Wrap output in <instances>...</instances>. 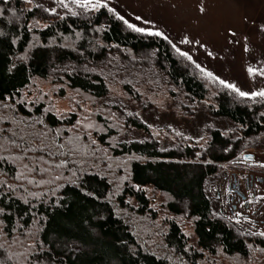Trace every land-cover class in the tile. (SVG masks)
<instances>
[{
    "label": "trees",
    "instance_id": "trees-1",
    "mask_svg": "<svg viewBox=\"0 0 264 264\" xmlns=\"http://www.w3.org/2000/svg\"><path fill=\"white\" fill-rule=\"evenodd\" d=\"M63 3L70 10L57 15L39 5L28 9L24 0H0V144L18 155L17 161L0 155V240L34 234L31 264H223L222 257L264 264L263 231L225 212L218 198L227 168L246 166L244 151L260 146L264 97H241L218 83L212 93L189 57L164 37L134 31L106 7ZM34 21L44 27L32 28ZM35 79H54L104 101L107 118H96L105 132L78 134L79 115L60 119L44 104H28L24 93ZM110 85L134 104L149 89L163 90L187 116L202 109L234 128L208 126L198 140L176 133L164 147L140 116L115 100ZM116 121L146 137L118 140ZM21 133L26 141L18 146ZM30 157L43 166L29 167ZM125 159L132 160L126 179L115 186L104 166ZM148 188L168 197L172 216L192 221L194 243L175 218L166 221L160 245L145 243L135 220L155 217ZM4 253L0 248V260Z\"/></svg>",
    "mask_w": 264,
    "mask_h": 264
},
{
    "label": "rangeland",
    "instance_id": "rangeland-1",
    "mask_svg": "<svg viewBox=\"0 0 264 264\" xmlns=\"http://www.w3.org/2000/svg\"><path fill=\"white\" fill-rule=\"evenodd\" d=\"M69 1L75 3L74 0ZM24 2L28 9L39 5L57 15H61L69 9L64 3H61V0H30V2L24 0ZM101 4L107 5L106 8L111 9L116 13V16L123 17L128 23L143 28L144 32L162 33L161 36L167 37L176 51L179 49L177 51L179 54L187 53V57H190L191 62L196 66L212 93L215 84L220 83L219 80L209 77L208 72H211L214 77L234 84L240 91L249 94L264 91V75L260 74L264 71V0H101ZM42 27L44 25L40 21H34L32 24V28L40 29ZM64 44L66 45L67 41ZM83 68L88 70L86 66ZM249 68L255 69L256 72L250 73ZM149 90L146 91L147 98L142 99L141 103L134 104L127 100L119 85H110V91L115 100L125 105L128 113L140 116L164 147L173 144L176 133L198 140L202 139L204 130L208 126L223 132H231L234 128L231 122L214 118L202 109L197 110L193 116H187L177 108V97L173 98L163 90H151L152 93ZM235 93L239 95L238 92ZM249 97L262 99L260 96ZM24 100H27L31 106L44 104L47 112L54 113L60 119H67L72 114L79 115L82 130L77 132L78 134L89 135L91 132H105L102 122L96 118L98 113H101L103 118H107L104 112L105 102L97 101L79 91H72L54 79H35L30 88L25 91ZM210 100L211 97L205 104L210 105ZM109 124L113 128V124ZM115 127L119 132L118 140L120 141L135 138L141 140L146 137L140 131L126 130L118 121H116ZM31 128H37V124L32 125ZM164 128H168L170 131L164 130ZM93 137L95 138V134ZM15 140L18 146H23L26 137L24 133H21ZM116 143L117 139L112 141V145ZM6 145L8 146V143ZM0 155L16 159L15 161L18 160L16 150L3 147L1 144ZM245 155H251L255 164L248 163L242 167L229 166L227 180L233 174H237L240 178L242 173L247 172L264 176V169L259 170V167H264V136L260 138V146L244 151L241 158H244ZM102 157L105 158V154H102ZM24 161L29 167L43 166L41 161L36 158L30 157L29 160ZM131 161V159L119 160L104 166L105 174L110 176V180L115 186L124 184L127 168ZM247 166L250 168L248 169ZM27 173H30L29 170ZM26 178L32 181L28 175ZM221 185L225 201L227 192L225 190L228 186L226 182H221ZM44 190L43 187L42 191L36 190L32 193L34 196H38ZM52 192L49 191V194ZM242 192L249 201L241 203L236 215H248L249 218L247 217L246 220L249 219L264 232V206H261L262 200L260 199L264 197V190L257 188V192L254 193V191H247L243 185ZM146 193L155 217L147 220L139 218L135 220L145 243L155 247L160 245L163 242L162 235L167 231L166 221L170 218H175L180 223L189 240L194 243L196 239L192 221L185 217L172 216L165 207L168 201L166 195L150 188L146 189ZM248 203L250 207L247 206ZM128 213L127 218L129 219V216L131 217L133 214ZM237 216L235 218L239 220L240 218ZM34 231L36 232L37 229L35 228ZM32 236L28 232L12 241H4L5 238L0 240V248L6 253H4V260L0 261H3V264H31L30 259L36 246L35 238ZM222 260L223 264H229L231 261L225 257H222ZM209 261L213 262V259Z\"/></svg>",
    "mask_w": 264,
    "mask_h": 264
},
{
    "label": "flooded vegetation",
    "instance_id": "flooded-vegetation-1",
    "mask_svg": "<svg viewBox=\"0 0 264 264\" xmlns=\"http://www.w3.org/2000/svg\"><path fill=\"white\" fill-rule=\"evenodd\" d=\"M243 165H254L253 160L250 161H243ZM241 178V179H240ZM238 177L237 174H233L229 180L225 181L227 184V189L226 192V198L225 201L223 200V193L221 188L218 191V198L221 200L220 203L223 206L225 212L229 213L230 215L236 217V211L238 210L239 206H241V203L248 202V197L245 196V194L242 192L243 191V185H245V188L247 191H254V193L257 192V188H260L261 190H264V176L254 173V172H247V173H242V177ZM223 182V183H225ZM250 196H253V194H250ZM262 200L261 206H264V197L260 198ZM248 200V201H247ZM228 201V202H227ZM231 203L232 206H231ZM231 206V209H230ZM247 206L250 207L249 203ZM243 216V217H242ZM237 217L246 219L247 217L249 218L248 215H238Z\"/></svg>",
    "mask_w": 264,
    "mask_h": 264
},
{
    "label": "snow or ice",
    "instance_id": "snow-or-ice-1",
    "mask_svg": "<svg viewBox=\"0 0 264 264\" xmlns=\"http://www.w3.org/2000/svg\"><path fill=\"white\" fill-rule=\"evenodd\" d=\"M29 2H30V0H29ZM74 2L77 3L80 7L91 8L93 10H95L99 7H107V5L101 4V0H95V2H94V0H74ZM61 3H63V0H61ZM109 10L111 11V9H109ZM119 19L124 20L123 17H119ZM137 19H140V17H137ZM124 23L127 24V26L129 28L133 29L134 31H137V32H144L145 31L143 28H138L134 24L128 23V21H126V20H124ZM150 34L156 35V36L162 35V33H160V32H155V33H150ZM164 38L167 39V37H164ZM177 51H179V49H177ZM181 55L187 56L188 54L187 53H181ZM189 59H190V57H189ZM197 67H199V65H197ZM201 71H204V69H201ZM248 71L250 73L256 72V70L252 69V68H249ZM260 74L264 75V71H262ZM207 75L209 77H213V79L219 80V83L221 85H223L225 88H230L233 91L238 92L241 97H249V96L264 97V91H260L258 93L254 92V93L249 94L247 92L240 91V89H238L234 84H231V83H229L223 79H220L219 77H214L211 72H208ZM260 235L264 236V232L260 233ZM0 264H3V261H0Z\"/></svg>",
    "mask_w": 264,
    "mask_h": 264
},
{
    "label": "water",
    "instance_id": "water-1",
    "mask_svg": "<svg viewBox=\"0 0 264 264\" xmlns=\"http://www.w3.org/2000/svg\"><path fill=\"white\" fill-rule=\"evenodd\" d=\"M244 160H245V161L252 160L251 155H245V156H244Z\"/></svg>",
    "mask_w": 264,
    "mask_h": 264
}]
</instances>
